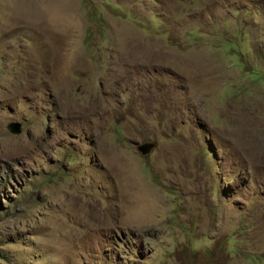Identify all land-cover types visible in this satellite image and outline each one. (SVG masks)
Wrapping results in <instances>:
<instances>
[{"label":"rangeland","instance_id":"1","mask_svg":"<svg viewBox=\"0 0 264 264\" xmlns=\"http://www.w3.org/2000/svg\"><path fill=\"white\" fill-rule=\"evenodd\" d=\"M0 264H264V0H0Z\"/></svg>","mask_w":264,"mask_h":264},{"label":"water","instance_id":"2","mask_svg":"<svg viewBox=\"0 0 264 264\" xmlns=\"http://www.w3.org/2000/svg\"><path fill=\"white\" fill-rule=\"evenodd\" d=\"M8 129L12 134L20 135L22 133V126L20 123L12 122L8 125ZM156 147L154 143H147L139 147V151L143 155H148Z\"/></svg>","mask_w":264,"mask_h":264}]
</instances>
